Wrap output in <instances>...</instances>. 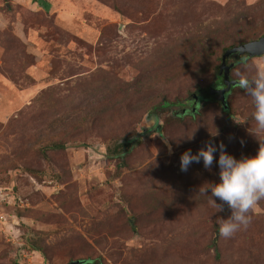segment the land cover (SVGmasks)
<instances>
[{
    "label": "rangeland",
    "instance_id": "374dc122",
    "mask_svg": "<svg viewBox=\"0 0 264 264\" xmlns=\"http://www.w3.org/2000/svg\"><path fill=\"white\" fill-rule=\"evenodd\" d=\"M263 34L264 0H0V264H264V200L225 239L231 210L199 192L219 151L180 170L206 142L264 148L239 84L226 106L215 87L189 102L225 47ZM241 56L234 82L264 59Z\"/></svg>",
    "mask_w": 264,
    "mask_h": 264
},
{
    "label": "clouds",
    "instance_id": "9594fccd",
    "mask_svg": "<svg viewBox=\"0 0 264 264\" xmlns=\"http://www.w3.org/2000/svg\"><path fill=\"white\" fill-rule=\"evenodd\" d=\"M236 76L239 77L236 82L251 98L254 108L252 118L255 128L251 133L255 137L264 136V59L257 62L254 75L248 76L237 71ZM168 148L171 154V145ZM217 151L219 156L215 163L219 168V181L201 186L199 192L209 198V203L216 212L223 211L224 204L231 210L228 218L218 219V234L228 239L248 229L252 214L260 210L259 202L264 200V148L260 147L255 156L236 159L227 153L223 143L217 146L206 142L196 154L191 150L181 154L180 170L186 172L191 164L201 161L203 167L210 170ZM217 200L221 203H217Z\"/></svg>",
    "mask_w": 264,
    "mask_h": 264
},
{
    "label": "water",
    "instance_id": "95a60500",
    "mask_svg": "<svg viewBox=\"0 0 264 264\" xmlns=\"http://www.w3.org/2000/svg\"><path fill=\"white\" fill-rule=\"evenodd\" d=\"M230 54H236L238 56L247 55L250 57L264 56V34L258 37L257 39L250 40L245 43H241L237 46H234L225 52L223 56V61L218 68V74L222 75V84L224 85V87L223 88L216 87L211 89V92L214 94L215 99L219 100L223 104L225 103L226 93L235 83L230 78V69L232 67V64H227L225 62L226 57L229 56ZM194 97L196 100L197 97L196 96ZM82 262L83 261L75 260V261H71L70 264H79Z\"/></svg>",
    "mask_w": 264,
    "mask_h": 264
},
{
    "label": "trees",
    "instance_id": "16d2710c",
    "mask_svg": "<svg viewBox=\"0 0 264 264\" xmlns=\"http://www.w3.org/2000/svg\"><path fill=\"white\" fill-rule=\"evenodd\" d=\"M260 37V36H259ZM258 38V37H257ZM254 39H256V38H253V39H250V40H254ZM245 43V42H244ZM241 44V43H240ZM239 45V44H238ZM234 46H237V45H231V46H228V47H225L224 48V50H222V53L219 55V64L217 65V74H216V76H215V78L217 77L219 80L217 81V82H221V78H222V75H219L218 74V68H219V65L222 63V61H223V56H224V54H225V52L228 50V49H230V48H232V47H234ZM230 55H232V54H230ZM229 55V56H230ZM229 56H227L226 57V59H225V62L227 63V58L229 57ZM247 55H244V56H241V57H246ZM239 59V58H238ZM227 64H232V67L234 66V63H231V62H229V63H227ZM231 67V68H232ZM230 71H231V69H230ZM231 78V77H230ZM215 83H216V81H215V79L206 87V88H204V89H202V90H197V91H194V92H192L191 94H190V100H194L195 101V98H194V96H196L197 97V99H196V102H198L197 100H198V98L200 97V96H202L201 95V93L202 92H207L211 87H215ZM236 84H238L237 82H235L234 83V85H236ZM233 85V86H234ZM232 86V87H233ZM231 87V88H232ZM230 88V89H231ZM230 89H229V91H230ZM228 91V92H229ZM227 92V93H228ZM226 93V94H227ZM201 98V97H200ZM186 100V99H185ZM217 100V99H216ZM222 106H226V99H225V103L223 104V103H221L220 101H218ZM178 103V102H177ZM197 104V103H196ZM195 104V105H196ZM170 105H172V103H170L169 101H164V102H162V103H160V106L161 107H167V106H170ZM112 107H110V105H109V107H106V110H110ZM193 109L194 110H192V109H190L189 110V108L187 109V111L192 115L193 113H195L196 112V106H194L193 107ZM192 110V111H191ZM47 146H49V147H52V148H63L65 145H64V143L63 142H58V141H52V142H50V144L49 145H47ZM113 150L114 151H116L119 155H122V154H124L127 150H129V141H125V139H123V140H120L118 143H116V144H114V147H113ZM217 230H218V228H217ZM215 257H216V260H221V256H220V253H219V249L218 250H216V254H215ZM87 260L88 261H90L89 262V264H103V261L101 260V257H94V258H92V257H89V258H87ZM80 261H83V260H80ZM84 262V261H83Z\"/></svg>",
    "mask_w": 264,
    "mask_h": 264
},
{
    "label": "flooded vegetation",
    "instance_id": "af4514ba",
    "mask_svg": "<svg viewBox=\"0 0 264 264\" xmlns=\"http://www.w3.org/2000/svg\"><path fill=\"white\" fill-rule=\"evenodd\" d=\"M219 79L216 77L215 78V81H216V83H215V88L217 87V88H223L224 87V85L222 84V78H221V82H217ZM200 98H198V100H199ZM197 100V101H198ZM189 102H194V100H190ZM197 102H196V100H195V103H192V104H196ZM181 109V111H182V113H185V112H187V108H186V103H179V105H178Z\"/></svg>",
    "mask_w": 264,
    "mask_h": 264
}]
</instances>
